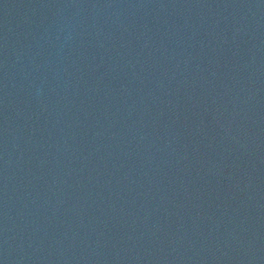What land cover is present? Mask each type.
Returning a JSON list of instances; mask_svg holds the SVG:
<instances>
[{
    "label": "water",
    "instance_id": "1",
    "mask_svg": "<svg viewBox=\"0 0 264 264\" xmlns=\"http://www.w3.org/2000/svg\"><path fill=\"white\" fill-rule=\"evenodd\" d=\"M0 264H133L84 175L1 58Z\"/></svg>",
    "mask_w": 264,
    "mask_h": 264
}]
</instances>
